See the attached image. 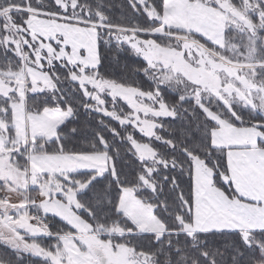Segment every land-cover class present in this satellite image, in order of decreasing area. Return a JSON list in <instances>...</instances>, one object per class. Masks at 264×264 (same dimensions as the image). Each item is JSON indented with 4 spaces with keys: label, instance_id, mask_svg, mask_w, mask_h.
<instances>
[{
    "label": "snow or ice",
    "instance_id": "6c2138e0",
    "mask_svg": "<svg viewBox=\"0 0 264 264\" xmlns=\"http://www.w3.org/2000/svg\"><path fill=\"white\" fill-rule=\"evenodd\" d=\"M0 249L264 264V0H0Z\"/></svg>",
    "mask_w": 264,
    "mask_h": 264
},
{
    "label": "trees",
    "instance_id": "16d2710c",
    "mask_svg": "<svg viewBox=\"0 0 264 264\" xmlns=\"http://www.w3.org/2000/svg\"><path fill=\"white\" fill-rule=\"evenodd\" d=\"M115 2H116V3H121L122 0H115ZM127 14H128L129 17L131 16V13H130V12H128ZM117 15H119V10H117ZM126 62H127V61H125V60L122 59V60H121V65H123V64L126 63ZM110 71H112L114 75L117 74V73H120L121 75L123 74V73L121 72L120 67L117 66V65H115V64L113 65V68L110 69ZM0 250H2V249H0ZM24 264H42V261L37 260V259H35V258H30V257H28L27 255H25V257H24Z\"/></svg>",
    "mask_w": 264,
    "mask_h": 264
},
{
    "label": "rangeland",
    "instance_id": "374dc122",
    "mask_svg": "<svg viewBox=\"0 0 264 264\" xmlns=\"http://www.w3.org/2000/svg\"><path fill=\"white\" fill-rule=\"evenodd\" d=\"M38 239H40V242H42V243H47L48 242L46 239H41V238H38Z\"/></svg>",
    "mask_w": 264,
    "mask_h": 264
}]
</instances>
